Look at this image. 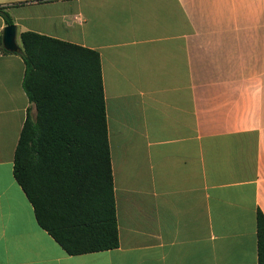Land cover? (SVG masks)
Masks as SVG:
<instances>
[{
	"label": "crops",
	"instance_id": "0c3cea01",
	"mask_svg": "<svg viewBox=\"0 0 264 264\" xmlns=\"http://www.w3.org/2000/svg\"><path fill=\"white\" fill-rule=\"evenodd\" d=\"M21 35L100 55L120 246L68 255L14 177L26 66L0 15L2 264H258L264 0H0ZM20 51V52H21Z\"/></svg>",
	"mask_w": 264,
	"mask_h": 264
},
{
	"label": "trees",
	"instance_id": "16d2710c",
	"mask_svg": "<svg viewBox=\"0 0 264 264\" xmlns=\"http://www.w3.org/2000/svg\"><path fill=\"white\" fill-rule=\"evenodd\" d=\"M43 1V0H42ZM53 1V0H44ZM0 15L14 25L5 8ZM24 89L36 107L15 152L14 177L39 226L71 256L120 246L98 52L34 32L21 35ZM8 52L7 50H4ZM258 264L264 215L258 211Z\"/></svg>",
	"mask_w": 264,
	"mask_h": 264
},
{
	"label": "water",
	"instance_id": "95a60500",
	"mask_svg": "<svg viewBox=\"0 0 264 264\" xmlns=\"http://www.w3.org/2000/svg\"><path fill=\"white\" fill-rule=\"evenodd\" d=\"M4 48L11 53H19L21 48L17 44V27L16 25H9L4 30L3 36Z\"/></svg>",
	"mask_w": 264,
	"mask_h": 264
},
{
	"label": "snow or ice",
	"instance_id": "6c2138e0",
	"mask_svg": "<svg viewBox=\"0 0 264 264\" xmlns=\"http://www.w3.org/2000/svg\"><path fill=\"white\" fill-rule=\"evenodd\" d=\"M0 210H2V201H0ZM0 247H2V245H0ZM0 264H2V262H0Z\"/></svg>",
	"mask_w": 264,
	"mask_h": 264
}]
</instances>
